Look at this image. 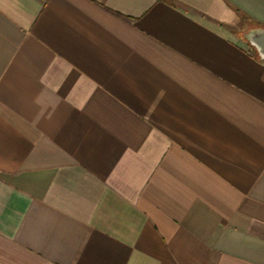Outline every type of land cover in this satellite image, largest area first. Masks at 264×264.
I'll return each instance as SVG.
<instances>
[{"label": "crops", "instance_id": "0c3cea01", "mask_svg": "<svg viewBox=\"0 0 264 264\" xmlns=\"http://www.w3.org/2000/svg\"><path fill=\"white\" fill-rule=\"evenodd\" d=\"M264 0H0V264H264Z\"/></svg>", "mask_w": 264, "mask_h": 264}, {"label": "water", "instance_id": "95a60500", "mask_svg": "<svg viewBox=\"0 0 264 264\" xmlns=\"http://www.w3.org/2000/svg\"><path fill=\"white\" fill-rule=\"evenodd\" d=\"M244 37L247 41L254 45L260 57L264 59V29L251 28L244 34Z\"/></svg>", "mask_w": 264, "mask_h": 264}]
</instances>
